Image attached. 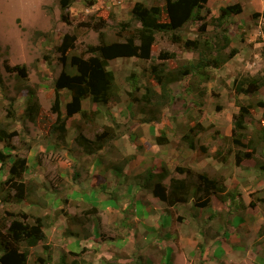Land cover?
I'll list each match as a JSON object with an SVG mask.
<instances>
[{
	"label": "crops",
	"instance_id": "crops-1",
	"mask_svg": "<svg viewBox=\"0 0 264 264\" xmlns=\"http://www.w3.org/2000/svg\"><path fill=\"white\" fill-rule=\"evenodd\" d=\"M131 11L126 18L132 17ZM231 45L238 47L234 37ZM191 54L190 60L195 58ZM62 93L65 105L71 95ZM126 98L100 106L83 100V109L95 115L68 118L64 136L53 124L30 120L23 134L12 129L16 148L5 149L10 158L4 167L0 162V180L8 178L16 156L25 157L31 193L20 203H3L0 197V216L25 212L43 218L46 239L31 246L28 264H264V196L259 195L264 172L254 175L256 161L226 167L213 156L219 148L212 145L199 162L198 152L182 144L181 126L187 121L181 113L171 109L151 120L149 109L140 111ZM232 128L226 132L229 140ZM107 129L115 136L98 139ZM164 135L168 141L160 144L158 137ZM205 163L224 176L228 191L241 193L237 203L231 196L215 197L208 208L192 201L169 208L144 180L149 169L159 173L166 167L177 176L178 166L203 169ZM93 207L98 212L86 214Z\"/></svg>",
	"mask_w": 264,
	"mask_h": 264
},
{
	"label": "trees",
	"instance_id": "trees-1",
	"mask_svg": "<svg viewBox=\"0 0 264 264\" xmlns=\"http://www.w3.org/2000/svg\"><path fill=\"white\" fill-rule=\"evenodd\" d=\"M74 1L60 0L61 17L65 22L70 21L69 10ZM209 1L164 0L162 5L136 1L132 6V17L119 21L115 26L116 35L120 40H107L105 29L110 26L107 20L95 19L94 22L83 23L86 27H90L99 33V43L89 45L87 53L73 54L77 48L78 36L66 33L58 47L65 67L53 81L55 97L52 113L56 115V118L52 124L59 135H65L67 120L75 114H81L84 119H92L95 115L94 112L83 109V100L90 99L98 106L121 101L122 95L117 75L110 68V61L127 57L144 61L152 60L154 58L153 48L159 34L168 35L173 43L181 44L183 42L184 48L195 53L198 58L197 61L181 65L176 71L166 70L164 65L156 63H152L148 68L145 67L144 71L142 70L143 74L149 72V76L157 83L159 89L155 86L146 85L145 92L137 97L138 88L132 85L129 96L140 111H148L149 109V112H152L151 120L163 118L167 112L166 107L168 108L173 104L172 84L195 72L202 73L201 69L207 67L220 68L234 58L239 52L236 48H232L224 58L221 57V53L231 44L227 24L232 15L243 12V6L240 3L221 7L220 15L214 19L217 24L216 28H221V32H217L209 39L202 37L183 38L182 32L187 25L192 22L203 21L206 18L202 12L204 9L210 11L208 8ZM95 2L91 1L89 5L92 6ZM254 16L264 18V12L255 13ZM207 26V22L202 23L199 26L200 32L206 33ZM169 56H174V53L162 52L159 58L165 59ZM73 66L77 69V73L74 75L68 71ZM198 69L200 70L198 71ZM136 78L137 73L133 72L128 76L127 81L133 83ZM234 89L236 94L250 96L259 94L264 89V75H249L235 80ZM64 90L70 92L71 95L70 100L65 105H63L62 100V91ZM27 95L26 118L34 123H41V103L34 92H29ZM237 103L239 112L233 115L231 136L232 145L237 149L229 147L226 151L227 154L222 149H217L215 155L219 161L226 163L228 156L234 154L236 165H241L244 161L255 160L256 167L264 172V124L257 126L254 135L248 133L249 127L247 125L251 121L252 109L264 107V101L260 100L249 104ZM16 112V109L9 108L8 118L13 121ZM5 121L9 122L10 120ZM14 121L16 122V118ZM11 126V122L10 124L0 122V162L2 167L10 158V154H6L5 149L16 148L14 138L17 133L11 129ZM201 128L202 126L197 124L183 136L188 148L196 151L199 149V155L208 152L206 146L199 145V140L194 137L200 133ZM108 129L111 130L112 128ZM108 129L104 130L98 139L106 138L108 134L115 136L116 133L109 132ZM167 141L166 135L158 137L160 144H165ZM28 169L27 158L16 156L9 169L8 178L0 180V197L3 203H20L28 198V193H31L30 184L25 179ZM194 169L190 166H178L175 169L177 176L172 175L166 167L159 173L149 169L145 173L144 180L151 187L152 194L165 202L169 208L190 201L197 207L208 208L212 205L215 197L225 200L231 196L232 203H237L236 198L241 193L233 190L228 191L223 175L220 173V176L212 175L206 168ZM179 175L183 177H179ZM166 180H169V183ZM258 192L260 191L252 194L253 201L249 204L251 208L256 206L254 199ZM242 206L246 208L245 205ZM97 212L98 210L93 207L87 210L86 214H96ZM8 216L4 215L3 218L0 216V264H28L31 246L46 239L44 220L42 217L25 212L8 213Z\"/></svg>",
	"mask_w": 264,
	"mask_h": 264
},
{
	"label": "rangeland",
	"instance_id": "rangeland-1",
	"mask_svg": "<svg viewBox=\"0 0 264 264\" xmlns=\"http://www.w3.org/2000/svg\"><path fill=\"white\" fill-rule=\"evenodd\" d=\"M91 1L96 2L90 6ZM136 1L138 0H75L69 10L70 21L65 22L61 17L60 0H0V122L9 124L11 122V129H19L20 134H23L27 128L25 125L29 121L26 118L27 94L34 92L42 107L41 123L43 120L42 124H52L56 118V115L52 113L55 97L53 81L65 67L61 59L62 54L58 50L64 35L70 33L78 36L77 48L73 54L87 53L89 45L99 43V33L86 27L85 24L94 22L95 19H104L110 25L105 29L107 40H120L115 28L119 22L117 15L126 18ZM144 1L150 4H164V0ZM236 3L242 4L243 12L232 15L227 25L230 37L236 39L238 44L236 49L241 50L242 55L237 61L229 60L220 68L201 69L202 73L195 72L172 84L174 101L172 105L166 107L167 111L171 112L173 109V113H181L186 119L187 122L181 126L183 135L190 132L191 127L197 124L202 126L200 133L194 137L199 140V145L206 146L208 152L199 155V149H197L199 162L207 158L209 149L213 148L212 145L224 149L226 154L229 147L235 148L232 140L227 138L226 132L229 125L233 127V115L239 112L237 102L249 104L264 101V89L254 96L236 94L234 89L235 80L249 75H264V18L254 16L255 13L264 12V0H210L208 3L210 11L204 9L202 12L206 18L187 25L182 35L184 39L196 37L209 39L217 32H221V28H216L215 17L220 15L221 7ZM204 22L208 23L206 33L199 30V26ZM232 48L230 44L221 53V57L224 58ZM162 52L174 53V56L160 59L159 55ZM153 56L154 58L150 61L134 57L110 61V68L116 72L123 98H131L129 91L132 90V85L138 88L137 97L145 92L146 85L159 89L157 83L149 76V72L145 74L142 72L150 64H162L166 70L176 71L181 65L197 61L198 58L195 55V59L190 60L192 54L184 48V43H173L165 34L158 35ZM68 71L72 75L77 73L74 66ZM135 71L136 81L129 83L127 78ZM199 78L201 80H198ZM208 91H210L209 96ZM9 108L17 110L13 121L8 118ZM156 108L158 109V106ZM201 118L204 120L203 123L200 122ZM263 118L264 107L253 108L251 121L247 124L248 133L254 135L257 126L264 124ZM210 121H215L217 124ZM182 144L185 150L190 149L184 140ZM213 156L217 158L215 153ZM234 161V154H230L226 167L233 168L236 165ZM249 163H253V160ZM204 166L212 175L220 176L213 166L207 163ZM253 168L254 175L261 172L259 168L258 170ZM248 172L251 174V171ZM263 194L264 190L259 195Z\"/></svg>",
	"mask_w": 264,
	"mask_h": 264
}]
</instances>
